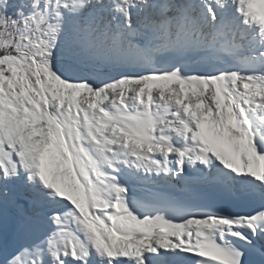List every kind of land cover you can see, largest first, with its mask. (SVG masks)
I'll return each mask as SVG.
<instances>
[{
	"label": "snow or ice",
	"instance_id": "6c2138e0",
	"mask_svg": "<svg viewBox=\"0 0 264 264\" xmlns=\"http://www.w3.org/2000/svg\"><path fill=\"white\" fill-rule=\"evenodd\" d=\"M0 264H264V0H0Z\"/></svg>",
	"mask_w": 264,
	"mask_h": 264
}]
</instances>
